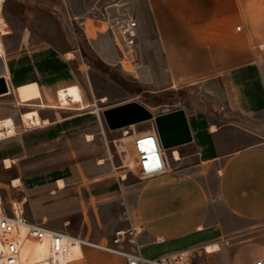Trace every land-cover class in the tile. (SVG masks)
I'll return each mask as SVG.
<instances>
[{
    "label": "crops",
    "instance_id": "obj_1",
    "mask_svg": "<svg viewBox=\"0 0 264 264\" xmlns=\"http://www.w3.org/2000/svg\"><path fill=\"white\" fill-rule=\"evenodd\" d=\"M130 1L141 75L156 90L217 80L236 120L218 123L204 110L183 108L192 142L160 152L162 168L141 182L128 175L122 181L115 160L120 138L95 117L96 101L70 65L74 51L16 29L4 13L0 77L8 92L0 94V177L7 181L0 180L1 193L24 206L34 224L107 243L115 229L129 225L121 217L122 187L130 222L144 226L138 237L144 257L216 245L191 264L264 260V121L257 120L264 114V59H252L257 43L250 25L264 18V0ZM92 250L82 248V264H126L100 251L95 259Z\"/></svg>",
    "mask_w": 264,
    "mask_h": 264
},
{
    "label": "rangeland",
    "instance_id": "obj_2",
    "mask_svg": "<svg viewBox=\"0 0 264 264\" xmlns=\"http://www.w3.org/2000/svg\"><path fill=\"white\" fill-rule=\"evenodd\" d=\"M250 7L258 8L257 4H250ZM3 13L15 23L16 29L28 28L33 36L37 35L46 43H52L61 52L74 51L71 52L70 65L85 94L96 101L94 109L98 111H95V117L98 115L101 119L104 108L131 99L144 105L153 115L179 108L186 111L201 109L218 123L236 120L234 115L226 111L217 80H201L196 84L156 90L141 75L144 70L142 53L137 51L134 63L128 61L107 24L112 19H122L124 13L135 14L130 0H6ZM0 19L3 20V16ZM259 24L264 26V18L251 19V37L257 43L254 45L252 42L257 48L253 49V60L264 59V34L259 33ZM237 26L243 25L238 23ZM76 29L81 30L82 36L77 34ZM83 38L96 57L84 50ZM102 98H105V103L100 101ZM257 120L264 121V114L257 116ZM154 129V122L148 120L113 131L114 136L120 138L115 156L120 165L117 170L120 176L128 175L129 181L135 183L144 180L146 175H139L135 168L134 154L126 147L132 145L127 143V139H139L143 131L151 132ZM125 132L128 133L124 136ZM134 133V137H129ZM0 180L7 181V178L0 177ZM205 248L208 253H212L218 247L209 245ZM91 252L95 259L104 255L94 250Z\"/></svg>",
    "mask_w": 264,
    "mask_h": 264
},
{
    "label": "built area",
    "instance_id": "obj_3",
    "mask_svg": "<svg viewBox=\"0 0 264 264\" xmlns=\"http://www.w3.org/2000/svg\"><path fill=\"white\" fill-rule=\"evenodd\" d=\"M5 1L0 0V17L4 15ZM107 28L128 61L134 63L137 57L136 41L138 39L135 14L124 13L122 19L110 20ZM240 29L241 26L236 27V30ZM154 142L159 151L156 136H154ZM145 156L147 155H142L141 159L143 167ZM158 160L162 164V155L160 159L158 157ZM159 169L153 170L158 171ZM120 179L124 180L122 176ZM119 190V205L123 208L121 217L129 222L128 228L115 229L110 234L107 243H99L79 236L72 237L66 233L46 228L42 224L37 225L28 221L22 205L15 199H5L0 186V264H58L74 248H90L113 254L122 258L126 264H191V259L200 257L202 252L208 253L204 247L199 250L166 254L158 258L144 257L141 253V246L138 244V237L144 231V226L141 223L130 222L124 191L122 187ZM82 259L81 255L75 260H64L63 264H82L80 262ZM255 264H264V260H258Z\"/></svg>",
    "mask_w": 264,
    "mask_h": 264
},
{
    "label": "water",
    "instance_id": "obj_4",
    "mask_svg": "<svg viewBox=\"0 0 264 264\" xmlns=\"http://www.w3.org/2000/svg\"><path fill=\"white\" fill-rule=\"evenodd\" d=\"M8 92V86L3 77H0V94ZM101 117L111 131L152 120L154 134L158 141L160 152L179 148L181 145L192 142L187 117L182 108L153 115L144 105L136 101H127L116 106H108L101 111ZM140 154L147 155L143 159L144 168L153 170L161 164L156 153L157 148L153 137L138 141Z\"/></svg>",
    "mask_w": 264,
    "mask_h": 264
},
{
    "label": "bare ground",
    "instance_id": "obj_5",
    "mask_svg": "<svg viewBox=\"0 0 264 264\" xmlns=\"http://www.w3.org/2000/svg\"><path fill=\"white\" fill-rule=\"evenodd\" d=\"M101 101L104 102V103L106 102L105 98L102 99ZM148 137H153L154 138V135H143V137L133 140V142L130 143L132 145L128 146V149H130L131 146H132L131 150H132V154H134V158L133 159H134V163H135V168L137 169V172H139V175H141V176L153 174L154 172H158L157 170L148 171L142 165V160H141L142 159V155L139 153V147H138L137 143H138L139 140H143V138H148ZM156 153H157V155H158V157L160 159L161 158V153L159 151H156ZM173 153H174V157L178 159L179 158V154L177 152H175V151ZM9 164H10L9 161L5 162L6 166H9ZM160 168H162V164H161ZM18 184H19V182H17V181L13 182L14 186H16V185L18 186ZM60 186H61V184H60ZM81 250L82 249H80V248H74V250H71L68 253L67 257H65L64 259L59 261L60 263H58V264H63L64 260H75L76 258H80V256L82 255V251ZM78 255H80V256H78Z\"/></svg>",
    "mask_w": 264,
    "mask_h": 264
},
{
    "label": "trees",
    "instance_id": "obj_6",
    "mask_svg": "<svg viewBox=\"0 0 264 264\" xmlns=\"http://www.w3.org/2000/svg\"><path fill=\"white\" fill-rule=\"evenodd\" d=\"M5 4H6V1H5ZM5 4H4V7H5ZM4 7H3V11H4ZM75 27V26H74ZM75 29V28H74ZM77 31V34H80L82 36V32L80 29H76ZM82 47H84V50L87 52V53H90L92 56L96 57L94 51L91 49V47H89L87 41L83 38V42H82Z\"/></svg>",
    "mask_w": 264,
    "mask_h": 264
}]
</instances>
